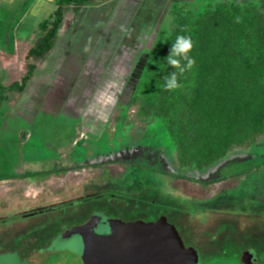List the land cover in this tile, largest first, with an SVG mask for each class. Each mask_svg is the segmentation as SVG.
Returning <instances> with one entry per match:
<instances>
[{
    "label": "rangeland",
    "instance_id": "obj_1",
    "mask_svg": "<svg viewBox=\"0 0 264 264\" xmlns=\"http://www.w3.org/2000/svg\"><path fill=\"white\" fill-rule=\"evenodd\" d=\"M21 1H0V80L7 85L32 63L25 40L9 52L24 14ZM177 1L211 0L69 7L51 63L56 72L40 73L31 93H6L0 104V264H83L80 239L62 234L83 221L84 211L118 214L111 203L127 204L139 210L132 216L146 220L171 211L189 243L193 229L202 230L209 241L199 264H241L246 248L264 264V167L256 168L264 144L236 147L206 170L182 167L163 123L144 121L130 106L157 34L171 31ZM225 1L251 0L211 3ZM44 207L53 209L21 216Z\"/></svg>",
    "mask_w": 264,
    "mask_h": 264
},
{
    "label": "trees",
    "instance_id": "obj_2",
    "mask_svg": "<svg viewBox=\"0 0 264 264\" xmlns=\"http://www.w3.org/2000/svg\"><path fill=\"white\" fill-rule=\"evenodd\" d=\"M111 1L57 0L56 10L38 25L39 35L26 55L32 61L27 73L11 85L0 80V104L6 93L27 90L37 61L54 50L69 7L80 10ZM170 15L171 31L166 34L163 28L157 34L130 106L144 121L163 123L182 167L206 170L236 147L263 145L264 0L218 5L177 1ZM178 35L191 36L189 55L196 63L178 77L180 88L167 91L163 78L174 69L166 57ZM258 167H264V161Z\"/></svg>",
    "mask_w": 264,
    "mask_h": 264
},
{
    "label": "water",
    "instance_id": "obj_3",
    "mask_svg": "<svg viewBox=\"0 0 264 264\" xmlns=\"http://www.w3.org/2000/svg\"><path fill=\"white\" fill-rule=\"evenodd\" d=\"M100 221L99 217L93 216L86 224L76 225L63 234L64 238L77 235L81 239L83 264L198 263L197 250L185 246L177 228L166 216L155 222L126 223L110 219L112 234L102 237L95 232ZM252 258L249 251L245 252L244 264H251Z\"/></svg>",
    "mask_w": 264,
    "mask_h": 264
},
{
    "label": "flooded vegetation",
    "instance_id": "obj_4",
    "mask_svg": "<svg viewBox=\"0 0 264 264\" xmlns=\"http://www.w3.org/2000/svg\"><path fill=\"white\" fill-rule=\"evenodd\" d=\"M101 197V195H99V196H97V197H95L94 199L95 200H97V199H99ZM89 199V198H88ZM80 200H84V199H80ZM74 203V201H72V202H70L69 203V205H72ZM111 205H113L114 206V211H113V208H112V206H111V208H112V211L113 212H116L117 210H118V212H116V213H120L121 215H118V214H114V213H111V209H110V211L109 210H103V211H100V213H91V214H89L88 216H86V212L84 211L82 214H81V217L83 218L82 220L83 221H81V222H78V223H76L75 224V226L76 225H84V224H86L87 222H89L90 221V219L93 217V216H96V217H99V219L101 220L100 221V223H99V225H98V227L95 229V232H96V234L98 235V236H100V237H102V236H109V235H111L112 233H111V230H110V226H109V223H108V221L110 220V219H119V220H122L123 222H126V223H128V222H133V221H145V222H155L156 220H158L160 217H162V216H166L167 217V219H168V221L171 223V224H173V225H175V227L177 228V230H178V232H179V234H180V237L182 238V240H183V242H185V246L186 247H194L196 250H197V252H198V255H199V257H198V263L197 264H199V263H201V249L200 248H203L204 246H205V244L206 243H208V241L209 240H207L206 238H205V236H204V233H202L203 231L202 230H197V231H195V229H193V233H192V235H194V240H193V242L192 243H189L186 239H185V236L187 237V234L188 233H186V230L184 231V233H183V231L178 227V225H176V224H174L172 221H171V219H170V217H171V215L169 214L171 211H169L167 214H161V215H159V217L158 218H155V219H150V220H146V219H144L143 217H140L141 215H139V214H137V216H132L133 215V213H137L138 211H134V210H129L128 209V207H127V204H124V205H122V206H120L121 208L120 209H118L117 207L119 206V205H117V204H112L111 203ZM126 207H127V209H126ZM52 210L53 209V207H44V208H36V209H34V210H32V211H30V212H27V213H25V214H23V215H21V216H30V215H36V214H41V213H43V212H46V210ZM180 225V227H183L184 226V224H182V223H179ZM187 228V227H186ZM102 231V232H101ZM199 232H201V233H199ZM185 235V236H184ZM62 236H63V234H62ZM74 236H76V237H78L77 235H74ZM73 236V237H74ZM78 239H80L79 237H78ZM80 242H81V239H80ZM82 246V245H81ZM250 252L252 255H253V258H252V262H251V264H259V261H258V258H257V253L255 252V250L253 251L251 248H246V249H244L243 250V252L241 253V259H240V261H241V264H244V262H243V257H244V255H245V252ZM249 255H247V257H248ZM82 259V258H81ZM247 259V258H246ZM82 262H83V260H82Z\"/></svg>",
    "mask_w": 264,
    "mask_h": 264
},
{
    "label": "crops",
    "instance_id": "obj_5",
    "mask_svg": "<svg viewBox=\"0 0 264 264\" xmlns=\"http://www.w3.org/2000/svg\"><path fill=\"white\" fill-rule=\"evenodd\" d=\"M1 2L3 0H0ZM15 1V0H14ZM57 0H23L21 1L23 3L24 7V14L23 17L20 18L18 27L15 28V42H14V51L16 50V47L19 45V41L21 40L20 46H22V40H25L26 46L28 47L27 53L34 43V39L36 38V30H38V25L41 21L48 18L57 8L56 6ZM115 1V0H114ZM211 0L210 2H212ZM262 1V0H260ZM48 13L49 15L42 19L36 18V14H43ZM60 40V39H59ZM58 40V41H59ZM58 44V43H57ZM56 44V46H57ZM55 46V47H56ZM55 50V48H54ZM54 50L45 58V60L41 63L39 66L33 80L30 82V84L27 87V93H31L32 88H35V85H38L37 78L40 73H43L42 76H49L54 74L56 72V66H52V60L54 61ZM0 52H4L3 50ZM61 52H63L61 50ZM62 55V54H61ZM60 56H57L59 59ZM56 58V59H57ZM39 64V63H38ZM46 65V67H44ZM38 66V65H37ZM43 86L39 84L38 89L46 90V88H42ZM37 88V87H36ZM29 89V90H28ZM29 103V100H28ZM264 201V199H263Z\"/></svg>",
    "mask_w": 264,
    "mask_h": 264
},
{
    "label": "clouds",
    "instance_id": "obj_6",
    "mask_svg": "<svg viewBox=\"0 0 264 264\" xmlns=\"http://www.w3.org/2000/svg\"><path fill=\"white\" fill-rule=\"evenodd\" d=\"M239 22V18H237ZM194 47L191 36L178 35L174 43H172L170 52L166 57L167 64L174 71L170 72L163 79L165 81L164 90L173 91L181 87L178 77L183 76L195 66V59L189 55Z\"/></svg>",
    "mask_w": 264,
    "mask_h": 264
}]
</instances>
